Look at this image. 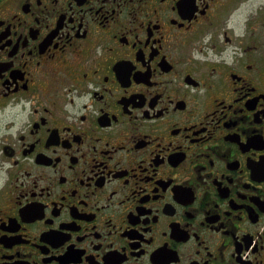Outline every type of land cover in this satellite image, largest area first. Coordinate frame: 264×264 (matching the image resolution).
Returning <instances> with one entry per match:
<instances>
[{"label": "flooded vegetation", "instance_id": "1", "mask_svg": "<svg viewBox=\"0 0 264 264\" xmlns=\"http://www.w3.org/2000/svg\"><path fill=\"white\" fill-rule=\"evenodd\" d=\"M0 264H264V0H0Z\"/></svg>", "mask_w": 264, "mask_h": 264}]
</instances>
